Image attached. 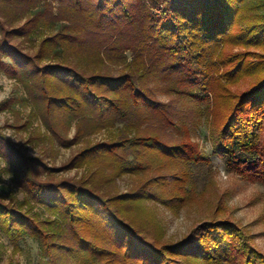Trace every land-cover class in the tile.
<instances>
[{"label": "trees", "instance_id": "obj_1", "mask_svg": "<svg viewBox=\"0 0 264 264\" xmlns=\"http://www.w3.org/2000/svg\"><path fill=\"white\" fill-rule=\"evenodd\" d=\"M230 44L246 51L219 57ZM1 56L10 62L0 69L18 79L26 97L20 104L31 109L21 128L42 120L47 131L35 142L43 154L46 144L52 152L77 147L57 168L43 155L26 156L0 131V154L18 168L25 191L22 200H0V233L13 248L33 239L38 264L74 257L90 264H264L229 222L205 223L164 243L150 238L142 210L179 202L154 192L186 176L160 157L194 163L197 155L193 145L159 137L181 127L175 102L157 94L204 104L207 112L211 99L230 105L214 153L230 171L264 185V0H0ZM244 77L255 82L229 93ZM73 169L83 173L58 179ZM150 171L154 177L140 189L114 194L120 179Z\"/></svg>", "mask_w": 264, "mask_h": 264}, {"label": "rangeland", "instance_id": "obj_2", "mask_svg": "<svg viewBox=\"0 0 264 264\" xmlns=\"http://www.w3.org/2000/svg\"><path fill=\"white\" fill-rule=\"evenodd\" d=\"M16 41L18 44V40ZM240 51L246 50L230 44L221 49L218 56L226 55L227 57ZM250 51L256 52L254 49ZM9 74L11 75L10 72ZM16 81L17 88L11 97L0 101L1 134L10 139L13 145L26 156L42 158L43 155L46 162L53 167L63 168L69 164L77 147L58 148L55 149L56 152H52L50 145L46 144L47 153L43 154V145L38 144V141L35 142V138L38 137L37 135L46 134L47 129L41 119H35L33 124H30V129L21 128V124L27 121L31 109L28 105L20 104V100L26 97L18 79ZM254 82L255 80L251 78H239L230 83L226 89L229 93L239 95L248 90ZM177 83L178 81H174L173 85L178 87ZM170 85L172 84L169 83L167 88ZM154 86L155 84L151 85V87ZM157 98L164 104L175 102L174 107L178 108L177 117H179L177 124L181 127L178 128L179 130H168L167 134L161 133L159 137L173 144L183 142L193 145L197 155H195L194 163L177 162V160L166 162L163 157H160V164L166 163V167L174 169V173H182L186 176L182 184H172L166 189L165 187L154 189L160 197L168 198L171 194L177 197L179 202H176L173 207L150 202L142 209L146 214L144 221H150L148 227L150 238L156 235L162 237L161 241L164 243H176L205 223L229 222L243 231L254 248L264 255V185L256 179L230 171L224 158L215 154L213 150L214 140L219 136L222 125L227 120L231 106L225 101L216 100L215 102L211 99L209 112H207L204 104L189 103L188 99L176 94H157ZM73 135L74 130L70 133V137ZM104 137L105 134H102L98 136V139ZM0 150L5 153L3 148ZM159 163L152 164L151 171L158 167ZM82 170L61 172L58 179L73 178L77 174L80 176L83 173ZM151 171L145 173L148 176L120 179L118 185L113 187L116 190L114 194L140 189L146 181L154 177ZM7 172L11 174V177L5 180L3 177L7 175ZM18 173V168L10 164L7 169H0L1 201L12 203L13 200H22L25 196V191L19 186ZM74 258L76 259L70 260L68 264H90L82 261L81 258ZM38 262H40V247L36 241L28 238L20 242L19 248H13L9 239L0 233V264H38Z\"/></svg>", "mask_w": 264, "mask_h": 264}, {"label": "clouds", "instance_id": "obj_3", "mask_svg": "<svg viewBox=\"0 0 264 264\" xmlns=\"http://www.w3.org/2000/svg\"><path fill=\"white\" fill-rule=\"evenodd\" d=\"M0 62L9 63V57L0 58ZM17 88L16 79L9 73L0 70V101L9 99L15 89ZM8 164L6 159L0 155V169H7ZM11 174L7 172V175L3 177L5 180L9 179Z\"/></svg>", "mask_w": 264, "mask_h": 264}]
</instances>
